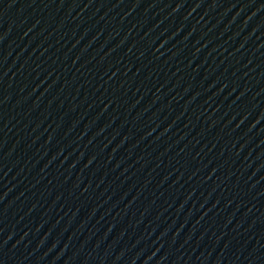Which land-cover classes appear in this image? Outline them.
<instances>
[{
	"label": "water",
	"instance_id": "obj_1",
	"mask_svg": "<svg viewBox=\"0 0 264 264\" xmlns=\"http://www.w3.org/2000/svg\"><path fill=\"white\" fill-rule=\"evenodd\" d=\"M264 148V0H92Z\"/></svg>",
	"mask_w": 264,
	"mask_h": 264
}]
</instances>
